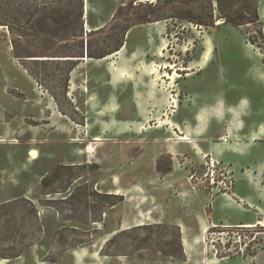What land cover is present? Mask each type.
<instances>
[{"label": "rangeland", "instance_id": "1", "mask_svg": "<svg viewBox=\"0 0 264 264\" xmlns=\"http://www.w3.org/2000/svg\"><path fill=\"white\" fill-rule=\"evenodd\" d=\"M48 1L31 24L34 1L10 0L14 30L0 25V264H264L262 209L219 205L242 203L239 164L193 153L216 141L211 120L188 144L176 128L200 104L180 85L200 58L189 87L264 128V0L241 27L216 0H84L81 37L62 35L70 4ZM82 45L89 58L66 56Z\"/></svg>", "mask_w": 264, "mask_h": 264}, {"label": "crops", "instance_id": "2", "mask_svg": "<svg viewBox=\"0 0 264 264\" xmlns=\"http://www.w3.org/2000/svg\"><path fill=\"white\" fill-rule=\"evenodd\" d=\"M87 1V0H86ZM90 31V30H89ZM168 45V44H165ZM164 45V46H165ZM162 49V53L160 55H164V47ZM126 47V43L122 45V47L119 50H115L116 52H121ZM107 56V55H106ZM89 58L88 54L84 56V58ZM105 57V56H104ZM103 58V57H101ZM70 60L72 58H69ZM105 59V58H104ZM201 59L197 60L196 69L190 73H186V78L181 81V87L186 92L187 96L190 98V100H193V103H200L197 107H191V112L189 113L188 110H184L183 114L186 116H182L183 120L182 123L178 122V131L181 135H179L178 131H175L178 133L179 139L182 141L183 144H188L190 142H193V136L196 134H199L200 132L204 131V128L202 126V122L205 119H210L212 122V125H210L209 128H207L206 132L208 134L216 136L217 139L213 144L209 145L208 147L204 148L200 144H194L192 146V150L195 156H198L199 154L206 153L208 156L212 155V158H222L231 160L234 162V165L237 166L239 164L241 168V176L244 178L243 181H239V189L236 193V196L241 199L242 203L238 204H224L222 201L219 205L222 207L225 206L228 209H232L235 211H243L241 213L244 214H251L255 210V208L262 209V213L264 212V171L262 172V182H256L255 179L249 174L251 165V162L254 160L255 152L260 150L262 147V151L264 149V141L262 138L264 137V128H262V122L258 124L257 127H255L252 124H248L244 122L243 117L246 114V110L242 109L239 105V103L230 104L225 101H223L221 98L216 99L214 101L215 104L212 103L207 97L206 94L201 95L200 93H196L193 91L189 84L187 83L188 79L197 78L201 75V73L206 69V66L209 65L207 62L205 64H200ZM203 59L204 56H203ZM195 61V60H194ZM169 65L173 64H166L165 67H169ZM200 65V66H199ZM173 68V67H172ZM171 68V69H172ZM169 73V72H168ZM168 76V75H167ZM168 78V77H167ZM262 79V75L260 76ZM189 103V107L193 104ZM203 103V104H202ZM236 111L237 117H234L235 114H232L231 116H226L222 118V120H218V117H214L217 113V109L226 110L228 111L230 108H232ZM219 109V110H220ZM187 114V115H186ZM214 118L217 120V123L215 126H213ZM195 120V124L191 125L186 122H191ZM182 137H186L187 140H182ZM191 140V141H190ZM195 140V139H194ZM185 147V145H184ZM183 147V148H184ZM264 154L262 153V159L264 160ZM262 184V188L258 185ZM183 186L179 187L182 191L181 193L185 192V190L182 189ZM262 194V203L260 200ZM220 198V197H219ZM225 201H228L225 199ZM229 206V207H228ZM245 210V211H244ZM202 217H204L202 215ZM206 219V218H205ZM264 222V220H262ZM227 224V223H226ZM254 224V222L245 221L243 226L247 227V225Z\"/></svg>", "mask_w": 264, "mask_h": 264}, {"label": "trees", "instance_id": "3", "mask_svg": "<svg viewBox=\"0 0 264 264\" xmlns=\"http://www.w3.org/2000/svg\"><path fill=\"white\" fill-rule=\"evenodd\" d=\"M34 3L27 4V12H23V9L20 10L21 16H29V22L31 24H38L42 21V17L39 14L41 7L46 8L48 5V0H32ZM217 9L219 11V20H223L226 24H231L233 26L241 27L248 23H255L260 21V14L258 10V5L260 0H216ZM36 2H38L36 4ZM84 0H62V7L68 8V13L63 15V22L61 30L63 31V36H84ZM10 0H0V25L8 26L12 31V11L9 9ZM34 8V9H33ZM201 24H205L199 22ZM207 25V24H206ZM24 35H28L23 32ZM248 40L252 44H258L253 41L251 38ZM121 46H118L115 50H119ZM114 50V51H115ZM66 56H86L84 52V45L81 46V52H77V55H70L74 52H67ZM89 55V53H88ZM94 57V55H91ZM97 56L98 58L104 57Z\"/></svg>", "mask_w": 264, "mask_h": 264}, {"label": "built area", "instance_id": "4", "mask_svg": "<svg viewBox=\"0 0 264 264\" xmlns=\"http://www.w3.org/2000/svg\"><path fill=\"white\" fill-rule=\"evenodd\" d=\"M216 176H217V174H216V171H215V168H214V169H212V172H211V183L215 184V182L217 181V183L222 184L221 183L222 181L216 180Z\"/></svg>", "mask_w": 264, "mask_h": 264}, {"label": "bare ground", "instance_id": "5", "mask_svg": "<svg viewBox=\"0 0 264 264\" xmlns=\"http://www.w3.org/2000/svg\"><path fill=\"white\" fill-rule=\"evenodd\" d=\"M174 100V99H173ZM175 101V100H174ZM182 139H187L186 137H182ZM36 155V154H35ZM204 156L207 157V154H204ZM258 224L262 225V221H259ZM253 226H256V224H250V225H247V227H253Z\"/></svg>", "mask_w": 264, "mask_h": 264}, {"label": "water", "instance_id": "6", "mask_svg": "<svg viewBox=\"0 0 264 264\" xmlns=\"http://www.w3.org/2000/svg\"><path fill=\"white\" fill-rule=\"evenodd\" d=\"M86 1V0H85Z\"/></svg>", "mask_w": 264, "mask_h": 264}]
</instances>
